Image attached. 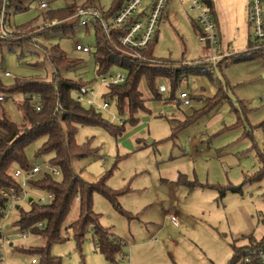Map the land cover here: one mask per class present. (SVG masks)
Wrapping results in <instances>:
<instances>
[{
    "label": "rangeland",
    "instance_id": "rangeland-1",
    "mask_svg": "<svg viewBox=\"0 0 264 264\" xmlns=\"http://www.w3.org/2000/svg\"><path fill=\"white\" fill-rule=\"evenodd\" d=\"M41 1L26 0L24 11L8 8L6 2V26L28 23L45 26L46 9L40 8ZM47 1L53 8L93 3L105 11L116 2ZM247 2L222 0L220 44L225 50L231 46V53L248 50L251 30L247 12L241 17L248 8ZM186 4L184 0L171 1L169 17L160 21L154 48L156 56L172 57L178 64L195 63L202 57L208 59L211 53L209 46L200 42V26ZM217 11L215 16L220 18ZM77 43L90 47L91 51L76 49ZM96 43L94 24L84 26L79 22L74 30L45 31L23 45L4 43L0 46V85H12L17 78L52 80L56 72L45 48L60 45L71 58L83 60L77 68L62 69L64 76L75 80L96 79L89 86L99 92L101 101L107 87L97 77L93 55ZM223 67H218L212 77L190 75L182 80L176 96L185 89L194 100L192 106L180 107L183 111L177 97L168 99L170 84L161 77L158 83L163 98L149 100L150 111L136 115V124L128 121L129 112L119 114L116 102L112 101L110 108L101 112L107 122L117 127L125 122L123 134L116 136L97 124L79 126L78 143L91 139V147L98 149L74 154L72 165L83 180L96 182L106 176L109 188L125 192L118 196L120 209L100 192L94 194L93 207L100 215L101 225L123 240L124 245L116 260L111 261L97 249L93 232L88 231L79 246L74 233L68 230L66 240L52 246V253L60 257L61 264H227L233 257L235 241L244 244L248 238L243 236H264V176L255 180L258 172L264 171V56L228 62ZM124 72L127 73L113 66L107 75ZM140 85L144 98L149 99L145 81ZM220 86L227 94L226 99L186 124L188 115L202 108ZM23 99L20 92L7 94L0 89V113L4 110L10 119L22 122L24 114L19 102ZM46 139L40 138L28 146L30 164L49 162L51 155L36 157L37 149ZM233 188L239 189L235 192ZM34 197L39 201L38 196ZM49 202L48 199L42 204ZM22 205L25 209L30 206L27 202ZM172 215H176L175 221ZM77 216L75 203L64 227ZM16 217L13 212L11 219ZM5 229L7 233L16 231L12 225ZM27 236L13 237L12 243L26 245L35 240L31 233ZM5 244L0 264H32V255ZM123 253L128 259H122Z\"/></svg>",
    "mask_w": 264,
    "mask_h": 264
},
{
    "label": "trees",
    "instance_id": "trees-1",
    "mask_svg": "<svg viewBox=\"0 0 264 264\" xmlns=\"http://www.w3.org/2000/svg\"><path fill=\"white\" fill-rule=\"evenodd\" d=\"M26 0H0V17L5 9V2L8 8L24 11ZM127 0H116V2L105 12V18L118 12L123 8ZM213 12V1L204 0ZM76 3L67 7L54 8L45 11L43 14V27H36L32 23L12 27L7 36H0V46L4 43L24 44L34 41V39L45 31L74 30L78 22L76 14ZM95 37L97 39L96 48L93 52L97 77L107 75L113 66H119L126 70L125 81L120 84H110L103 98L116 102L120 115L129 112L131 116L129 122L134 125L138 122L136 115L141 111H150L149 100H159L163 98L160 90L159 78L168 79L170 84V96L168 99H175L184 78L194 75L209 77L213 76L208 59L202 58L195 63H182L171 58H161L154 53L156 38L149 45L139 51L138 56L132 49L122 46L118 37L126 28L115 27L107 33L99 21L94 23ZM202 31V29L200 28ZM16 31V34H14ZM14 34V35H13ZM46 56L55 68V75L52 80H41L38 77L31 79L17 78L12 85H0V89L7 94L20 92L24 99L19 102L23 111V121L15 122L10 119L7 113L2 110L0 113V222L3 220V207L7 198L2 196L4 188L18 189L20 182L15 178L12 169L21 167L31 169L28 159V146L40 138H47L37 149L36 157L51 155L47 164L58 167L61 176L58 179L51 172L45 171L33 178L31 187L41 192L51 193L53 199L48 204H42L33 197L27 201L29 208L25 209L22 204L19 209L15 208L17 216L15 220H10L16 230L30 231L35 240L30 244H20L12 247L16 251H23L32 255L31 259H37L39 264H61V259L52 253L54 243L66 240V232L71 230L75 240L82 245L88 228L93 227L96 236L97 249L111 261L116 260V255L121 252L123 243L120 238L110 233L100 223V215L94 211V194L100 192L119 207L118 196L125 193L123 190H114L108 187L106 176H102L96 182H87L77 174L71 162L74 154L95 152L98 148H92V140L81 144L77 141L80 125H101L113 132L116 136L124 133L126 123L117 127L107 122L102 113L94 106H85L76 100V93L83 92L90 87L96 79L88 81L83 78L77 80L68 78L62 73V69H74L81 65L83 60L73 59L67 55L60 45H53L45 48ZM248 51H250L248 53ZM256 55L264 56V47H255L250 44L247 52L233 53L223 57L218 62V67L223 69L228 62L240 61L253 58ZM145 81L150 98H144V91L141 82ZM37 95L38 110L34 103H30L31 95ZM226 92L220 87L212 98L192 116L188 115L186 124L197 116L203 115L218 107L226 99ZM171 102V101H170ZM180 104V103H179ZM58 105L62 108L56 111ZM181 104L179 109L181 111ZM127 121V122H128ZM128 122V123H129ZM264 126V123L262 124ZM181 127V126H180ZM264 171L258 172L256 179H262ZM254 177H252L253 179ZM182 177V181H185ZM251 180V179H249ZM187 183V182H186ZM195 185H192L194 187ZM233 188L232 191H238ZM79 198V200H77ZM77 203V218L64 227L66 218L70 214L73 205ZM41 224V225H39ZM70 233V232H69ZM68 233V234H69ZM248 238L244 244L235 241L232 245L233 257L227 264H238L248 255V250L255 245L264 242V236L256 238L254 234L243 236ZM0 259V263H1Z\"/></svg>",
    "mask_w": 264,
    "mask_h": 264
},
{
    "label": "built area",
    "instance_id": "built-area-1",
    "mask_svg": "<svg viewBox=\"0 0 264 264\" xmlns=\"http://www.w3.org/2000/svg\"><path fill=\"white\" fill-rule=\"evenodd\" d=\"M170 0H127L123 8L118 12L105 18V12L95 4L84 3L76 7L75 16L78 22L84 26L94 24L99 21L102 24L104 30L110 33L112 28L120 27L126 28V31L118 37L119 43L124 47L132 49L138 56L140 50L145 49L151 41L154 40L157 28L160 25L161 19L166 16L168 4ZM189 10L194 13L195 20L202 29V33L199 36V40L202 43H206L209 46L210 56L208 62L211 72L218 70V62L226 56H230L231 48L223 50L220 46V37L217 32L216 21L214 20L213 13L204 0H186ZM7 3L5 2L4 6ZM248 20L250 24L251 35L255 42L259 43V46L264 47V0H248ZM40 8L43 10H50L51 4L49 1H41ZM10 32L8 26H6V12H3L0 17V36H7ZM258 47V45L256 46ZM76 49L84 52H90L91 49L88 46H83L77 43ZM7 76L11 74L5 72ZM126 73L109 74L99 77L100 83L104 87H108L110 84H120L125 81ZM2 98V97H1ZM38 96L32 94L30 103H34L35 107L40 110L41 107L37 103ZM177 99L179 100L183 108H188L194 104V100L191 97L189 90H181L178 93ZM76 100L87 104L88 106H95L96 110L102 112L110 108L112 101L102 98L99 101V92L94 88L87 87L83 92H79L76 95ZM61 105H58L56 111L59 110ZM115 117V116H113ZM31 169H24L21 167L12 170L13 175L20 182L18 189H3L1 191L2 196L7 198L5 206L3 207V220L0 222V259L2 252L5 250V243H12L16 238H27L30 231L16 230L12 233H7L6 228H10V220L12 213L18 205L27 202L35 195L39 197V202L44 203L48 199H53L52 194L42 193L39 190L31 188V180L38 176L40 173L48 171L54 176H61V170L53 165L44 164L41 165L38 162L31 164ZM79 199V198H77ZM172 220H176V215L171 216ZM41 225V224H39ZM88 231H93L90 226ZM94 233V232H93ZM15 237V239H13ZM124 244V243H123ZM248 255L242 259V264H264V242L255 245L254 248L248 250ZM122 259H127L126 254H122ZM32 264H39L37 259H32Z\"/></svg>",
    "mask_w": 264,
    "mask_h": 264
},
{
    "label": "crops",
    "instance_id": "crops-1",
    "mask_svg": "<svg viewBox=\"0 0 264 264\" xmlns=\"http://www.w3.org/2000/svg\"><path fill=\"white\" fill-rule=\"evenodd\" d=\"M44 1V0H43ZM171 1L172 0H170L169 1V4H168V8H167V12H166V16L164 17V18H168L169 17V13H170V3H171ZM183 1V0H182ZM185 2H186V0H184ZM213 1V5H214V8H213V16H214V20L216 21V25H217V32H218V36L219 37H221V25H220V21H221V24H222V18H221V12L223 11V9H224V7H223V5H222V0H212ZM244 2H245V0H243ZM82 4H84V3H82ZM88 4H91V3H88ZM247 4H248V2H247ZM97 6V5H96ZM243 7L245 8V6L243 5ZM247 10L245 11V12H243V14H242V16L241 17H244V13H246L247 12V20H248V10H249V4L247 5ZM51 9H54L53 7H51L50 8V10ZM102 9V8H101ZM218 10V11H217ZM47 11V10H46ZM105 11V10H104ZM215 11H217V13H216V15L217 14H219V12H220V18L218 17L217 18V16H215ZM239 12H240V10H239ZM218 19H219V21H218ZM196 21V20H195ZM196 23H197V21H196ZM197 25H198V23H197ZM226 26V25H225ZM198 27H199V25H198ZM248 27L250 28V24H249V20H248ZM223 29H224V20H223V27H222ZM199 33H198V37L201 35V33H202V31L200 30V27H199ZM158 32H159V28H157V31H156V33H155V36H154V38H156V39H158L157 37H158ZM250 35V39H252V40H248V44L250 45V44H254V46L256 47L257 45L259 46V43H257V42H255L254 41V39H253V37H252V35H251V33L249 34ZM248 44H247V48H249V46H248ZM222 45V43L220 44V46ZM223 46V45H222ZM228 48H231V46H229ZM223 49V48H222ZM223 50H225V49H223ZM237 53V52H236ZM202 58H204V57H202ZM202 58H200V60H202ZM214 73V72H213ZM221 87V86H220ZM219 87V88H220ZM218 88V89H219ZM195 93H198L199 95H202L203 93L202 92H200V91H195ZM214 95V94H213ZM182 107V106H181ZM183 108V107H182ZM183 109H185V108H183ZM176 219H177V217H176ZM11 230V229H10ZM12 232V231H11ZM91 232H93V231H91ZM119 238V237H118ZM121 240V239H120ZM122 242H124L123 240H121ZM126 243V242H125ZM10 246H13V243H10L9 244ZM232 253H233V250H232ZM127 259H128V255H127Z\"/></svg>",
    "mask_w": 264,
    "mask_h": 264
},
{
    "label": "water",
    "instance_id": "water-1",
    "mask_svg": "<svg viewBox=\"0 0 264 264\" xmlns=\"http://www.w3.org/2000/svg\"><path fill=\"white\" fill-rule=\"evenodd\" d=\"M32 200H33V198L30 199V201H32ZM17 209H19V205L17 206Z\"/></svg>",
    "mask_w": 264,
    "mask_h": 264
}]
</instances>
